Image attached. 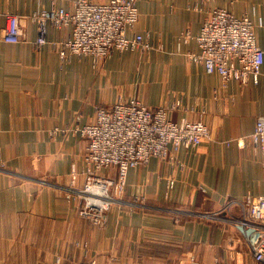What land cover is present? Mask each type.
Here are the masks:
<instances>
[{"label":"crops","instance_id":"1","mask_svg":"<svg viewBox=\"0 0 264 264\" xmlns=\"http://www.w3.org/2000/svg\"><path fill=\"white\" fill-rule=\"evenodd\" d=\"M50 7L51 0H0V39L8 15L28 37L0 42V264H260L237 223V202L264 194L263 156L249 138L264 116V64L258 84L241 85L191 56L216 7L248 16L264 50V0H137L134 31L154 48L114 51L97 67L91 57L60 59L51 43L70 28L49 26L48 43L34 47L31 16ZM132 99L152 108L178 101L169 118L202 120L211 135L174 160L131 168L124 200L141 206H114L95 226L66 191L73 167L77 186L84 183L88 140L80 129L94 122L97 106Z\"/></svg>","mask_w":264,"mask_h":264},{"label":"built area","instance_id":"2","mask_svg":"<svg viewBox=\"0 0 264 264\" xmlns=\"http://www.w3.org/2000/svg\"><path fill=\"white\" fill-rule=\"evenodd\" d=\"M60 1L64 4L58 6ZM31 21L37 27V37L32 43L36 49L48 43L49 26L58 30L71 29L66 39L51 43L61 60L69 55L91 57L97 67L114 51L148 53L154 48L148 37L134 31L139 21L137 0H109L106 3L51 0V7L32 14ZM1 41H28L18 16L8 15ZM196 42L199 52L191 58L203 65L208 73L218 74L224 83L258 84L264 50L257 44L254 25L248 16L236 17L224 8H213ZM179 105L176 101L173 105L152 108L132 99L119 100L111 107H96L94 122L80 129L88 140L83 186H77L79 172L73 167L70 185L66 188L69 197H76L80 216L95 226L105 225L112 207L123 204L134 207L124 201L131 168L147 164L152 157L174 160L182 147H196L210 138V129L202 120L177 123L169 118V110ZM249 138L261 150L264 160V116L257 118ZM236 140L239 147L246 145L245 138ZM113 169L115 176L104 173ZM173 183L170 181V185ZM237 204L241 208L237 223L249 252L257 263L264 264V194L247 196Z\"/></svg>","mask_w":264,"mask_h":264},{"label":"rangeland","instance_id":"3","mask_svg":"<svg viewBox=\"0 0 264 264\" xmlns=\"http://www.w3.org/2000/svg\"><path fill=\"white\" fill-rule=\"evenodd\" d=\"M67 188H68V187H67ZM124 198H125V197H124ZM124 201H125V200H124ZM140 203H141V201H139V200L136 201V199H135L134 201H132L131 204H132V206H134V207H140V206H141ZM134 204H135V205H134ZM125 205H126V204H123L122 207H124ZM115 207H118V206H115ZM127 207H131V206H127Z\"/></svg>","mask_w":264,"mask_h":264}]
</instances>
